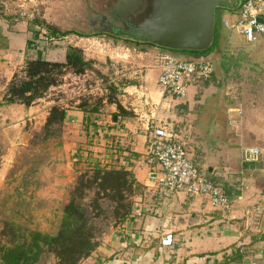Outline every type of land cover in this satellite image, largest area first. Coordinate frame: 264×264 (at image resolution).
I'll use <instances>...</instances> for the list:
<instances>
[{
    "label": "crops",
    "instance_id": "crops-1",
    "mask_svg": "<svg viewBox=\"0 0 264 264\" xmlns=\"http://www.w3.org/2000/svg\"><path fill=\"white\" fill-rule=\"evenodd\" d=\"M31 24L22 21L13 25L0 17V101L15 73L25 68L28 59L44 57L61 62L66 59L69 45L60 41L49 53L41 50L38 29L34 31ZM133 52L138 58L118 66L116 78L111 79L114 85L104 87L102 78L95 82L88 80L87 70L75 74L84 78L69 80L67 85L73 89L66 99L60 97L57 101L39 104L40 98L30 106L20 103L0 106V115L4 117L15 109L29 119L43 112L46 119L54 105L66 108L63 123L66 155L44 165L45 176L36 182L35 188H40L39 194L47 195L57 209L59 218L56 220H61L70 190L81 172L125 167L143 186L142 192L134 196L131 216L110 224L98 237L95 250L81 264H243L246 258L252 260L264 250L263 235L249 230L261 224V221L250 224L251 219L256 215L264 216L261 213L264 210L261 203L264 199V145H254L264 141V109L250 105L242 109L243 112L246 109L244 132L251 133L252 145H239L233 134L236 108L223 90V82L217 78L219 67L215 65L208 81L192 82L187 96L176 97L164 92L158 83L159 56L163 49L154 46ZM95 67L106 73L103 62L95 63ZM79 79L82 84L76 91ZM64 85L66 82L62 81L54 89ZM111 89L116 91L115 96ZM208 102H214V110L205 113L203 109ZM118 104L124 108L123 112ZM250 110H254L253 118L246 121ZM153 121L166 122L174 128L189 157L198 168L203 167L200 170L203 178L217 184L225 181L223 189L232 201L231 212L214 206L205 194L186 189L170 191L159 184L156 175L160 167L147 156L148 127ZM249 146L259 147L261 155L256 161L244 162L243 149ZM12 147L15 149L17 145ZM55 224L58 228L59 221ZM169 233L173 234L174 241L169 246L163 245L162 237ZM240 247L245 251L241 259L237 258Z\"/></svg>",
    "mask_w": 264,
    "mask_h": 264
},
{
    "label": "rangeland",
    "instance_id": "rangeland-1",
    "mask_svg": "<svg viewBox=\"0 0 264 264\" xmlns=\"http://www.w3.org/2000/svg\"><path fill=\"white\" fill-rule=\"evenodd\" d=\"M113 1L0 0V17L9 20L13 25L22 21L25 24L29 21L32 22L31 26L34 27V31H36V28L38 29V34L42 40L40 42L41 50L45 49L48 53L55 46L60 45V41L82 48L86 59L92 61L91 66L88 68L90 76H86V78L90 81L102 78L101 82L105 84V87L115 84L111 79L116 78L118 66L122 67L131 60L138 58L136 53L133 52L135 49L132 41L123 38L113 40L107 35L108 33L100 31L99 24L94 25V21L100 18L102 13L109 10L106 7L111 5ZM233 12L229 9L218 11L217 21L223 30V36L220 46L218 45L215 48L218 51L214 52L210 59L215 61V65L219 67L217 78H220L223 82V90L232 100V106L236 108L234 119L236 120V129L234 132L232 131L234 140L239 145H252L251 133L244 132L243 115L246 109L244 112L242 109L247 105L264 109V40H260L257 42L258 44L245 45L236 32L231 34L223 25V22L226 19L235 20L237 15ZM76 32H83L87 36L78 35ZM229 34L232 35L230 44ZM100 45L106 46L105 52H101ZM227 46L230 48L226 49L228 51L225 50ZM256 47L257 49H254ZM260 47L262 48L261 51L259 50ZM131 53L132 55H130ZM176 54L182 59H196L194 58L196 56L187 53L178 52ZM100 61L105 64L104 72L106 73L104 74L95 67V63L100 65ZM74 77L79 78L80 76H76L72 71L67 72L63 77V83L66 82V85L60 89H54V86L51 87L44 98L40 99V102L46 104L53 99L57 101L60 97L68 98L73 87H69L67 83H69V80L72 81L71 78ZM76 78L73 80H76ZM80 78L82 79L84 76ZM214 81L216 82L215 79ZM75 84H77V81ZM81 84L82 81L80 80L76 85V91H79ZM111 93L114 95L116 91L111 89ZM42 102L39 104H43ZM203 110L205 113L208 110H214V102H208L206 109ZM253 112L254 110L247 112L246 121L252 120ZM47 118L45 119L43 112L40 116L30 117L29 119L15 109L13 112L10 111L8 117L0 115V233L5 221H14L30 229H39L51 233L58 230L55 222L59 221L60 223L61 220H56L59 218H57L56 207L52 205L53 203L50 202L45 193L39 194L38 189L40 188H35L36 182H40L42 177L45 176L42 173L44 165L52 164L54 160L64 158L66 155V151L64 152L63 149L66 128L62 125L61 131H58L59 126L53 127L52 133L54 134L48 136L44 130ZM197 143L202 144L198 140ZM256 143L253 144L264 145V141ZM15 145H17V148L13 149L12 146ZM202 168L200 167L199 170H202ZM202 172L200 171L201 174ZM37 177L38 179H36ZM218 182L222 188L226 187L224 180ZM22 187L25 189H22ZM142 190L143 186L135 187L133 196L142 192ZM92 196L93 192H90V196L86 199L87 202H90ZM131 198L134 199V197ZM262 200L261 203L264 204V199ZM101 202L104 211L94 219L98 237L108 229L110 224L121 221L112 215L113 208L110 201L105 199ZM257 222L261 224H256ZM250 224L258 226V228H250L251 232L256 233L258 236H264V216L256 215L251 219ZM44 261L47 264H56L53 255L44 258ZM250 263L251 259L246 258L243 264Z\"/></svg>",
    "mask_w": 264,
    "mask_h": 264
},
{
    "label": "trees",
    "instance_id": "trees-1",
    "mask_svg": "<svg viewBox=\"0 0 264 264\" xmlns=\"http://www.w3.org/2000/svg\"><path fill=\"white\" fill-rule=\"evenodd\" d=\"M221 29L217 21L215 43L208 51H170L175 54L187 53L196 56V59L204 58L201 56L203 53H213L218 46ZM76 33L87 36L83 32ZM107 35L113 40L119 38L109 33ZM132 45L138 50L156 46L139 41H132ZM91 64L92 61L84 56L83 49L75 45L68 46L64 62L44 57L30 58L22 72L14 75L0 106L15 103L30 106L44 97L51 87L59 85L67 72L83 74ZM118 106L120 112H123L121 104ZM66 116V108L60 105L51 108L44 125L48 136L54 134L53 127L59 126L57 130L61 131ZM138 186L142 185L134 173L125 167L95 168L81 172L70 190L69 200L63 208V215L55 233L30 229L14 221H5L0 233V264H47L44 258L51 255L55 257L56 264H81L98 245L94 219L104 211L101 200L110 201L112 215L116 219L126 220L131 216L134 204L131 197H134L135 187ZM90 192H93V196L90 202H87ZM237 252L239 259L245 255L241 247Z\"/></svg>",
    "mask_w": 264,
    "mask_h": 264
},
{
    "label": "built area",
    "instance_id": "built-area-1",
    "mask_svg": "<svg viewBox=\"0 0 264 264\" xmlns=\"http://www.w3.org/2000/svg\"><path fill=\"white\" fill-rule=\"evenodd\" d=\"M233 11L237 15L236 19H226L223 22L231 34L236 32L243 40L242 43L255 44L264 40V0H242L241 6ZM231 34L229 44L232 42ZM100 46L101 52H105L106 46ZM159 63V86L164 92L176 97L187 96L192 82L211 79L215 70V63L211 59H181L167 49H163ZM148 132L147 156L160 167V172L156 175L160 185L170 191L186 189L192 193L205 194L214 206L222 207L228 212L233 210L228 194L217 183L202 177L197 164L189 157L186 146L169 123L153 121ZM260 155L259 147L249 146L243 149L244 162L256 161ZM261 213L264 214V210ZM173 241L171 233L162 237L163 245L169 246ZM257 255L250 264H264V250Z\"/></svg>",
    "mask_w": 264,
    "mask_h": 264
},
{
    "label": "water",
    "instance_id": "water-1",
    "mask_svg": "<svg viewBox=\"0 0 264 264\" xmlns=\"http://www.w3.org/2000/svg\"><path fill=\"white\" fill-rule=\"evenodd\" d=\"M241 4L242 0H114L94 25L108 23L109 34L167 50L203 52L215 43L218 10H236Z\"/></svg>",
    "mask_w": 264,
    "mask_h": 264
},
{
    "label": "flooded vegetation",
    "instance_id": "flooded-vegetation-1",
    "mask_svg": "<svg viewBox=\"0 0 264 264\" xmlns=\"http://www.w3.org/2000/svg\"><path fill=\"white\" fill-rule=\"evenodd\" d=\"M221 11V9H219ZM218 10V11H219ZM109 24L108 23H105V22H102L101 25H100V31L102 32H105V33H108L107 31L109 30ZM163 49V48H162ZM166 50V49H165Z\"/></svg>",
    "mask_w": 264,
    "mask_h": 264
}]
</instances>
